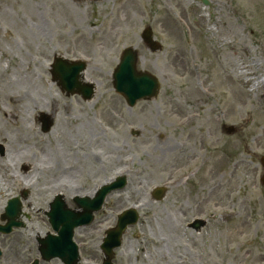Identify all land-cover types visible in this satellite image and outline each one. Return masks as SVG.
I'll return each instance as SVG.
<instances>
[{
	"label": "rangeland",
	"instance_id": "rangeland-1",
	"mask_svg": "<svg viewBox=\"0 0 264 264\" xmlns=\"http://www.w3.org/2000/svg\"><path fill=\"white\" fill-rule=\"evenodd\" d=\"M208 1L0 0V215L28 191V219L1 238L0 264L37 256L55 194L73 208V195L122 174L126 187L75 237L81 264H101L97 244L131 207L140 218L113 264H264V0ZM146 27L157 52L140 39ZM128 46L160 81L157 97L131 109L111 82ZM55 55L87 63L91 101L52 82ZM39 112L54 117L49 133L40 132ZM160 186L167 192L156 201L150 193Z\"/></svg>",
	"mask_w": 264,
	"mask_h": 264
},
{
	"label": "water",
	"instance_id": "water-1",
	"mask_svg": "<svg viewBox=\"0 0 264 264\" xmlns=\"http://www.w3.org/2000/svg\"><path fill=\"white\" fill-rule=\"evenodd\" d=\"M204 4H208L207 0H202ZM145 41L152 43V35L150 29H146L143 35ZM152 49H155L152 45ZM136 57L132 49L125 50L123 56L120 59L117 67L112 73V83L115 91L121 94L127 104L132 106L136 100L153 98L158 91V82L155 77L146 72H137L135 69ZM85 69V64L81 61H66L62 58H58L54 65V72L59 77V85L63 90L68 93L79 92L82 93L85 98H90L93 94L94 85L89 82L82 83V75L80 74ZM51 122L47 119L44 122L43 130L46 132L49 130ZM262 165L264 167V157L261 158ZM262 183L264 184V175L262 177ZM125 184L124 177L117 178V180L111 184L102 186L94 198H75V203L78 207L82 208V212L69 211L66 209V205L60 195L56 196L53 203L50 205V211L47 213L50 223L53 227L62 225V230L58 232L60 237L47 236L40 241V251L46 259L58 256L65 264H73L78 260V254L76 246L71 243L72 229L78 225H85L91 222L92 212L100 209V206L104 200V197L114 189H121ZM164 195L163 188H157L153 191V198L160 199ZM19 210V205L16 199H12L8 202L5 208V213L2 218L11 220L4 227H0V231L8 232L10 226L13 223V219L16 217ZM74 219V220H73ZM138 219L137 213L133 210L124 211L118 216L117 224L114 229L106 232V237L103 240L101 249L105 255L103 264H111L112 249L120 245V238L127 225L136 223ZM68 221L72 223L68 224ZM73 220V221H72ZM53 239L57 240V243L65 246L54 247ZM63 241V242H62ZM50 242V244H49ZM69 249V250H68Z\"/></svg>",
	"mask_w": 264,
	"mask_h": 264
},
{
	"label": "flooded vegetation",
	"instance_id": "flooded-vegetation-1",
	"mask_svg": "<svg viewBox=\"0 0 264 264\" xmlns=\"http://www.w3.org/2000/svg\"><path fill=\"white\" fill-rule=\"evenodd\" d=\"M144 44V43H143ZM144 46H145V48H146V44H144ZM150 52V51H149ZM139 58H141V56L139 55ZM101 115H99V117H97V120H96V122H97V124L99 125V126H102L103 125V123L99 120V119H101ZM94 118V117H93ZM73 119V118H72ZM37 121V124H39L40 125V121L37 119L36 120ZM94 123H95V118H94V121H93ZM235 165L237 166L238 164H237V162H235ZM231 173H229V175H230ZM201 187V186H200ZM214 189V188H213ZM208 190L206 193L208 194L207 196H208V198H211V194H212V192L214 191V190ZM28 196V195H27ZM27 199V198H26ZM201 199H202V202H201ZM195 205H194V209L195 210H197L198 209V207L200 206V204L201 203H204L205 202V198H201ZM211 204V203H210ZM220 204V202L219 203H217V202H214L213 204H211V207H216L217 205H219ZM199 205V206H198ZM197 215H199V212H197ZM224 216H225V214H224ZM226 220V219H225ZM83 229H86V228H78V229H76L75 230V234H76V236L78 235V234H80L81 232H82V230ZM2 237H7V236H2ZM74 237H75V235H74ZM89 241H92L91 239H89ZM78 243H80V242H82L83 243V240H81L80 238L78 239V241H77ZM84 249H85V247H83ZM31 261V259L30 258H28L27 259V262L29 263ZM26 262V263H27ZM42 263H44V262H42ZM25 264V263H24Z\"/></svg>",
	"mask_w": 264,
	"mask_h": 264
},
{
	"label": "bare ground",
	"instance_id": "bare-ground-1",
	"mask_svg": "<svg viewBox=\"0 0 264 264\" xmlns=\"http://www.w3.org/2000/svg\"><path fill=\"white\" fill-rule=\"evenodd\" d=\"M87 79V78H86Z\"/></svg>",
	"mask_w": 264,
	"mask_h": 264
}]
</instances>
